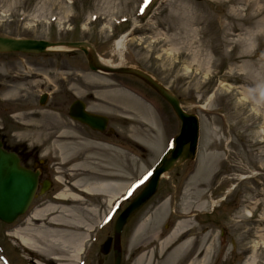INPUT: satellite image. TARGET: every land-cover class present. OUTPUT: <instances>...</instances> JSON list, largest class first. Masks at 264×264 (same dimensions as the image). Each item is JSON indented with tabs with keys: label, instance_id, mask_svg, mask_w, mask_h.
<instances>
[{
	"label": "rangeland",
	"instance_id": "1",
	"mask_svg": "<svg viewBox=\"0 0 264 264\" xmlns=\"http://www.w3.org/2000/svg\"><path fill=\"white\" fill-rule=\"evenodd\" d=\"M241 9L240 2L231 0H0L1 36L89 42L99 57L114 66L123 64L150 74L179 99L186 112L199 119L196 158L163 176L158 192L122 232L121 264H134L135 246L152 233H167L183 213L189 220L186 231L195 239L191 248L206 234L216 249L209 264H246L251 248H260L256 263L264 264V31L256 23L264 15L243 25ZM128 32L120 61L115 40ZM15 57L23 58H9ZM79 59L82 66L78 63L73 70ZM19 62L26 64L18 66L19 78L26 82L19 83L15 92L21 103L12 113L18 124L16 132L47 138L69 129L61 104L68 89L86 102L89 111L109 117V126L117 135L106 141L97 139L106 146L94 145L90 139L96 141L99 136L90 133L72 138L74 147L70 149L77 148L80 156L84 151H95L91 153L92 164L89 168L69 167L64 177L55 173L59 180L55 186L67 195L65 199L73 193L79 195L80 204L69 212L64 209L72 205L69 202L53 209L34 203L30 212L14 223L0 220V264H112V252L103 255L97 246L102 243L98 238L104 241L111 233L115 220L111 218L97 228L110 210L108 195L90 200L87 193L68 189L67 179L73 183L74 173L83 178L81 173L89 169L94 178H112L113 199L129 190L133 198L178 133L180 121L140 80L91 72L79 51L63 49L48 52L45 58ZM31 62H49V69L34 68ZM70 79L73 83L65 89ZM42 92L49 96L40 106L38 95ZM59 124L65 128L57 131ZM213 142L216 148L211 146ZM80 180L81 186L89 183ZM164 200L166 212L155 215L145 234L132 240L135 227ZM40 210L45 215L33 219V212ZM72 213L85 225L82 230L77 226L73 230L84 234L91 226L76 259L75 248H29L17 237L16 232L28 237L37 230L48 237L38 229L51 228L46 217ZM94 234L97 238L91 240ZM54 249H62L61 258L54 259L60 257L55 252L48 255ZM137 252L144 251L140 248ZM125 253L132 258L125 260Z\"/></svg>",
	"mask_w": 264,
	"mask_h": 264
},
{
	"label": "water",
	"instance_id": "2",
	"mask_svg": "<svg viewBox=\"0 0 264 264\" xmlns=\"http://www.w3.org/2000/svg\"><path fill=\"white\" fill-rule=\"evenodd\" d=\"M56 49L82 51L91 71L99 73H122L133 75L148 84L172 108L181 121L178 135L173 139L174 147L164 153L159 163L154 167L150 179L139 193L117 217L114 224V246L110 247L111 238L106 240L100 252L106 255L112 249L113 264L121 262L120 234L122 228L156 193L162 175L170 172L186 160H192L197 150L199 123L197 116L185 112L176 96L162 86L147 72L129 66L113 67L103 64L92 44L85 41H56L13 38L0 36V53H45ZM82 103L74 102L69 115L92 129L102 131L107 118L91 114L84 110ZM36 185V175L21 169L11 155L0 152V220L12 223L23 214L33 198Z\"/></svg>",
	"mask_w": 264,
	"mask_h": 264
},
{
	"label": "bare ground",
	"instance_id": "3",
	"mask_svg": "<svg viewBox=\"0 0 264 264\" xmlns=\"http://www.w3.org/2000/svg\"><path fill=\"white\" fill-rule=\"evenodd\" d=\"M240 2L242 5L241 11H243V16L240 18V24L247 25L252 20L257 19L261 15H264V2L260 0H231ZM258 28H262V31H264V17L259 20L258 19ZM237 28L234 26V29ZM239 28V27H238ZM254 38H258V34H252ZM128 35L122 34L115 40L116 48L119 52L120 61H122V50L124 49V45L126 43V40ZM100 60L103 64L108 66H114L112 63H110L108 60L103 59L100 57ZM58 143L59 150L61 151V154L63 155L64 151L70 152L67 156L68 158H72L74 160L73 168H77L80 165L86 166V158L77 160L81 156L79 155L78 151H72L70 148H73L74 141L71 138H63V136H58L53 143ZM213 148H216V145L211 143ZM94 145H97L94 143ZM92 146V145H91ZM97 147V146H96ZM83 151V150H79ZM83 155V154H82ZM64 156V155H63ZM77 158V159H75ZM215 160H220L219 157L215 156ZM82 172L81 177L74 173L73 178L75 181L70 184L68 189H79L80 191L87 193V198L90 200H100L102 196L108 195V201L109 203L113 199L114 193L112 194L114 185L112 182V178L110 176H104L102 178H94L92 177L94 174V171L89 172ZM76 177V178H75ZM80 179H86L88 185H79V182L82 181ZM86 196V195H84ZM91 196V197H90ZM64 197V200H63ZM67 195H65L64 192H61L58 194L57 198L60 199L59 203H67L69 202L72 205H69L68 208L64 207V209L68 210L69 212H72L75 209V206L80 204L79 202V195L77 194H71L67 199H65ZM200 204H204V202H200ZM211 205H214V201L211 202ZM166 206L167 201L164 200L159 207H156L149 215H147L134 229L132 232V240H135L136 237L142 236L145 234V232L148 230L149 227H151V223L154 221L153 217L155 215H162L163 212H166ZM56 207L55 205H51L50 208L53 209ZM58 207V206H57ZM202 207V206H201ZM46 209V208H45ZM47 210V209H46ZM247 213H250V210L246 211ZM117 214V213H116ZM115 214V216H116ZM178 215L181 219L178 220L175 225L167 231V233H161V232H155L152 233L150 236L142 240L138 246H135L134 251H138L140 248L144 252H139L136 263L134 264H209V261L214 257L216 253V249L213 248L212 243L209 244L206 240V234H203L201 237L200 244L197 245L196 248H191L193 246V242L195 239L190 234L187 233V225L189 223V220L187 219L188 216L184 215ZM45 215L43 210L35 211L32 214V218L34 219L35 216ZM114 216V218H115ZM113 218V220H114ZM31 220V219H30ZM47 226H50L51 228H47L46 226L39 227L38 229H42L41 231L48 234L47 236H43L40 234V231L37 230L35 235L23 237L18 232H16L17 237L22 240L23 243L29 246V248H75V252L73 257L76 259L77 255H79L82 251V248L84 246V243L86 241L87 236V230L91 228V226H88L85 228V233L82 234V232H79L82 230V228L85 227L81 225L83 224L82 220L80 218H77L72 213L71 215H68L67 217H63L61 215H52L50 217H46ZM80 224V225H78ZM77 226V227H76ZM79 228L81 230H73V228ZM71 230L75 232H71ZM42 239V240H41ZM44 239V241H43ZM41 245V246H40ZM51 247H50V246ZM134 244L130 241V247H133ZM260 248H251L250 249V256L248 257V260L246 264H257L256 263V252ZM42 251V250H41ZM53 252L57 254L60 257H54V259L61 258L62 257V249H54V251H50L48 255H52ZM176 262V263H173Z\"/></svg>",
	"mask_w": 264,
	"mask_h": 264
},
{
	"label": "flooded vegetation",
	"instance_id": "4",
	"mask_svg": "<svg viewBox=\"0 0 264 264\" xmlns=\"http://www.w3.org/2000/svg\"><path fill=\"white\" fill-rule=\"evenodd\" d=\"M66 55H74V54H66ZM10 56H22L23 58H9ZM33 57H47V54H19V53H0V151L5 152L6 154L11 155L17 162L18 166L22 169L29 171L31 173L36 174L37 176V188L35 197L33 198L31 202V207L36 203L38 206L45 205L51 206L56 204H63L59 203L61 201L57 198L59 191H57L55 186V181L57 180V176L55 173H61L62 177H64V171L67 169L73 168L74 160L72 158H68L70 152L64 151L63 156L61 154V151L58 149V143L53 141L58 136H63V138H73L76 136H82L85 133L91 134V136H99V138H96L95 140H91L97 145L102 144L106 146V142L102 143L98 140L106 141L108 138H114L116 137V133L109 126V122L111 121L108 117L107 126L105 127L104 131L97 132L94 130H91L88 126L85 124L74 121L69 118V108L71 105L75 102V100L79 99L77 95L72 91H67L69 86L73 83V80L70 79L68 83L66 82L65 85V93L63 94L62 98V106L64 109V112L66 114V118L63 120L65 123L70 122V128L65 129L66 132L63 130L60 133H54L52 135H49L47 138L38 136V134L33 133H19L16 132L15 129L18 128L17 121L13 119L12 113L15 111V108L19 109V105L21 104L19 101V98L17 97L16 89L21 82H26V79L19 78V70L18 66H25L26 64L23 62H19L20 60H30V58ZM27 58V59H26ZM82 66V60L79 59V61H75L74 66L72 67L73 70H76L77 64ZM49 62H43V63H36L31 62V66L34 68H48L49 69ZM69 69L68 71H73ZM82 72V68L80 70ZM49 94L47 92H42L38 95V104H41V99L45 100V103L47 102ZM82 100V99H81ZM84 102V100H82ZM86 104V102H84ZM87 109V104L85 106ZM16 109V110H17ZM88 110V109H87ZM20 111V110H19ZM89 111V110H88ZM62 125L59 124L57 127V131ZM101 137V138H100ZM98 139V140H97ZM106 143V144H105ZM56 147V149L54 148ZM95 148H98L95 147ZM72 151H78L76 148ZM95 152L94 150L90 151L87 150L84 151L83 155L80 158H75L77 160L83 159L86 156V166L89 168L91 166L90 158L94 155L91 154ZM67 176V173H66ZM72 178V177H69ZM74 178H72L73 180ZM67 182L72 184L69 179H67ZM44 190V193L41 194V191ZM129 202V201H128ZM126 202L123 206H121V210L128 204ZM35 204V205H36ZM121 210L116 214L117 216L121 212ZM28 214V213H27ZM26 216V215H25ZM20 219V218H19ZM130 223L127 224L123 231H126L129 227ZM99 232V231H98ZM98 235V234H96ZM95 235V236H96ZM113 235V227L111 233L107 234L105 239L109 236ZM122 236V235H121ZM97 238V236H96ZM100 239V241L103 242V239ZM104 239V240H105ZM121 242V241H120ZM101 242L98 246L100 248ZM111 248V247H110ZM122 248V245H121ZM125 260H129V258L132 256L128 255V253H125ZM139 252L136 251V254L134 255V262L136 263V258L138 256ZM130 262V261H129Z\"/></svg>",
	"mask_w": 264,
	"mask_h": 264
}]
</instances>
